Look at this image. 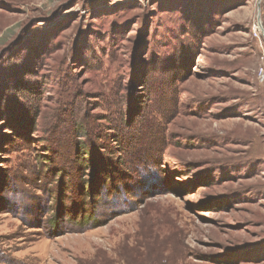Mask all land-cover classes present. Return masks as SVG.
Returning a JSON list of instances; mask_svg holds the SVG:
<instances>
[{"label": "rangeland", "instance_id": "obj_1", "mask_svg": "<svg viewBox=\"0 0 264 264\" xmlns=\"http://www.w3.org/2000/svg\"><path fill=\"white\" fill-rule=\"evenodd\" d=\"M263 32L255 0H0V264H264Z\"/></svg>", "mask_w": 264, "mask_h": 264}, {"label": "trees", "instance_id": "obj_2", "mask_svg": "<svg viewBox=\"0 0 264 264\" xmlns=\"http://www.w3.org/2000/svg\"><path fill=\"white\" fill-rule=\"evenodd\" d=\"M264 9V8H263ZM87 151H88V149L85 147V148H83V156H87L88 154H87ZM86 159V158H85ZM87 213L86 212H84V214H83V216H82V218L80 219V224H82V225H88V224H90V223H94L95 222V220H93L92 219V215H93V213H88L87 214V218H85V215H86ZM57 220H58V218H57ZM94 228L95 227H97V225H94L93 226Z\"/></svg>", "mask_w": 264, "mask_h": 264}, {"label": "built area", "instance_id": "obj_3", "mask_svg": "<svg viewBox=\"0 0 264 264\" xmlns=\"http://www.w3.org/2000/svg\"><path fill=\"white\" fill-rule=\"evenodd\" d=\"M255 1L257 2V4H259L264 8V0H255Z\"/></svg>", "mask_w": 264, "mask_h": 264}, {"label": "water", "instance_id": "obj_4", "mask_svg": "<svg viewBox=\"0 0 264 264\" xmlns=\"http://www.w3.org/2000/svg\"><path fill=\"white\" fill-rule=\"evenodd\" d=\"M263 35H264V32H263Z\"/></svg>", "mask_w": 264, "mask_h": 264}]
</instances>
